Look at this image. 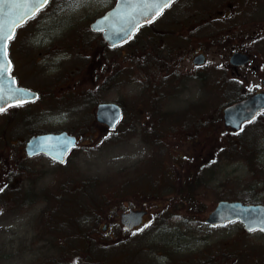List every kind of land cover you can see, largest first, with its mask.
Here are the masks:
<instances>
[{
    "label": "rangeland",
    "instance_id": "obj_1",
    "mask_svg": "<svg viewBox=\"0 0 264 264\" xmlns=\"http://www.w3.org/2000/svg\"><path fill=\"white\" fill-rule=\"evenodd\" d=\"M209 1L203 0L202 3ZM57 7L59 14L55 13ZM72 7L73 0H52L47 9L20 30L15 43L26 44V49H30L32 55L35 54L34 47H41L48 55L44 62L48 66L41 70L36 68L38 73L21 76L24 83L34 85L42 93L41 99L31 107L35 116L32 115L30 121L26 120L30 114L22 109L13 111V116H10L11 113L0 115V176L6 174L10 166L21 163L20 167L23 168L24 164L27 169L23 168L22 171L29 174L26 181L24 177L21 179L25 183L24 189L30 191L28 201H33L28 206L18 203V207L3 205L0 201V264H54L56 259L61 258L57 246L51 245L52 242L59 244L55 237L58 236L57 230L66 229L64 226L67 223L58 219L72 214L70 207L75 204L83 211L87 207V211L89 209L90 212H96L89 204L79 202L76 189L81 182L82 189L88 191V195L105 190L103 194L108 193L107 199H112V203L91 201L93 206L107 205L109 207L103 208L109 211L113 209L110 211L112 219L106 222L110 223L107 230L103 231L105 221L97 230L100 241L113 242L110 235L115 239H130L131 236L122 234L115 219L129 209L149 206L147 209L150 214L145 220L146 224L129 241L131 247L108 252L105 255L107 262L104 263L212 264L214 257L216 259L213 263L220 264H246L245 260L249 257L262 259L264 262L263 233L244 234L239 223L218 228H210L204 224L205 218L219 200H244L264 204V150L262 154L258 152L250 163L247 159L228 162L220 155L227 152L228 147L235 145L234 141L239 144V139L242 138L245 144L242 142L241 145L250 151L263 147L264 113L235 139L225 129H220L222 110L233 100L231 96L237 95V92L248 95L251 90H245L242 85H238L235 90L230 87L226 90L222 88L223 85H217L216 89L213 85L215 82L206 79L215 74L212 70L214 68H223L216 69L219 76L225 75L230 79L233 77L228 58L234 50L235 41L244 38L240 36L241 32L228 33L225 27L219 26L216 33L220 45L216 46V41H212V31H208L212 28L205 26L199 32H193L195 45L191 46L187 41L181 43L182 46H187L184 48L186 56L193 53L194 47L195 51L201 50L200 47L207 48L209 60L208 65L198 72L188 66L187 72L181 75L184 79L177 83L176 90L172 89V92L179 94L171 98L170 107L191 109L194 115L188 119L193 123L208 121L209 125L196 137L188 130H178L187 129L189 121L183 122V126L171 127L167 124L160 132L161 140L167 141V145L151 147L144 140L151 130L142 126L137 131L133 125L134 120L142 117L141 114L138 115L139 109L149 118L153 95L164 91L159 85L153 87L149 84L165 80L170 75L167 67L161 63L150 65L146 61L154 56L166 58L167 54L160 51H125L122 54L117 50L105 53L108 61L105 63L104 53L96 50V42L91 44L95 36L88 42L92 34L86 32L90 21L103 11L102 0H80L76 9L71 10ZM261 7L264 8V0ZM260 16L264 18V9L262 12L258 10L256 18L241 19L243 26L248 22H256L261 26L263 20ZM50 42L55 44L54 49L52 44L49 45ZM176 43L175 40L172 42ZM209 43L214 47L209 49ZM19 50L16 48L15 54L18 53L20 59L25 61L26 70L31 67L34 57L30 56L32 60L23 57ZM178 53H170V60L177 64L181 63ZM93 61L98 63L94 64ZM99 62L104 75L100 73ZM52 64L56 68L58 66V69H51ZM90 65L95 66L96 77H91ZM115 67L122 69V83L110 89L103 100L123 105L126 117L123 126L121 124L118 130L110 132L97 125L96 104L91 95L83 90L88 91L94 86L93 80L100 82ZM244 72L250 73L247 69H240L236 73L244 75ZM72 73L76 74V80L69 75ZM205 75L203 82L195 79ZM248 80L255 90L262 84V76L257 77L256 72ZM60 86H69L72 91H83L80 96L74 95L72 103L66 104L70 110H60L62 99H54L55 107L50 99L52 92ZM148 87L150 91L145 93ZM196 103H201L202 109L192 107ZM68 127L72 134L80 137V142L64 167L57 166V163L46 156L27 157L21 141L26 140L33 131L59 132ZM229 138H232V142L228 141ZM219 150L223 151L217 155ZM201 173L205 175L203 184L206 183V186L201 185L191 191L188 188L191 184L187 185L188 177ZM186 190L188 196L200 194L196 206L187 199ZM44 197L52 198V205L42 216L48 205L43 200ZM1 200H5V197ZM59 200L60 204L64 201L63 204L69 208L60 207ZM168 242L174 243V248L165 246ZM177 245L182 250H176ZM138 250L141 253H136ZM167 253L169 257L166 256Z\"/></svg>",
    "mask_w": 264,
    "mask_h": 264
},
{
    "label": "flooded vegetation",
    "instance_id": "obj_2",
    "mask_svg": "<svg viewBox=\"0 0 264 264\" xmlns=\"http://www.w3.org/2000/svg\"><path fill=\"white\" fill-rule=\"evenodd\" d=\"M127 3L130 0H125ZM203 0H173L169 3V6L163 8V10L152 20L144 23L143 25L139 26L134 33L130 36L128 40H126L123 43L116 44L114 46H110L108 40L104 37V33L106 29L102 31H94L92 29V23L99 17L104 16L105 14L112 11L119 0H102V9L100 15L92 19L89 23V28L87 29V33L92 34L90 37V42L93 37L95 36V40L91 42H96V46L98 48L97 51H102L105 63H107V59L105 58V53L107 52H114V51H121L122 54H124L125 51H131V52H164V55L167 54V57L164 58V56L159 58L158 56H154L152 58H149L146 62H149L150 65L161 63V65L167 67L168 72L170 75L165 79L158 82H155L154 84L151 82L149 86L157 87L159 85L160 88H162L164 91L159 92L153 95L151 105L152 107L149 109V118L144 114L142 110L139 109V114L142 115V117L137 120H134V129L138 131V129L142 128V126L148 127L151 131H148V133L145 135L144 140L149 144L151 147H157V146H165L167 145V141L161 140L160 132L162 131L163 126L170 125L173 127L176 126H183V122L189 121V127L187 129H178L180 131L188 130L189 132H192L194 136L201 133L202 130H204V127H208L204 124V122H196L193 123L191 119H188L189 117H192L194 114L191 109H173L170 107V100L174 95H178L179 93L172 92V89L177 88V83L179 81H182L184 78L181 76L184 72H187L189 69L188 66L190 65L191 68H193L194 72H198L201 69L205 68V66L208 65V49L202 48L201 50L194 51L190 56H186V52L184 50L187 46H182L181 43L184 41H187V43L191 46L195 45L196 43L193 42L194 39L192 38L193 32L197 31L205 26H209L212 29H208V31H212V41H216V46L220 45L217 38L216 29H218L219 26L225 27L228 33H232L233 31H240V36H243L244 38H241L235 41L234 44V50L232 51L230 57L228 58V63L233 72L230 74L233 75V77L230 79L227 76H219L217 75L216 69L223 70V68H214L212 69L214 71V75L212 77L214 78L215 83L218 85H223L224 89H236L238 88V85H242L244 89L249 88L250 94L247 96H250L252 94L258 93V92H264V18L260 16L263 20V22L260 23L261 26L257 25L259 23H251L248 22L245 24V27L242 24L241 19H250L251 17L256 18L255 15L257 14L258 10H261L262 12V1L263 0H210L209 2L202 3ZM52 2V1H51ZM50 4L45 8L47 9ZM44 9V10H45ZM59 7L56 8L55 13L59 14L58 12ZM76 9V6H73L71 10ZM199 9V10H198ZM42 10L40 14L44 11ZM197 10V11H194ZM246 15V16H245ZM39 14L29 20L25 25L30 23L31 21H34ZM245 16V17H244ZM244 23V22H243ZM245 28V29H244ZM260 30V31H257ZM234 33V32H233ZM94 35V36H93ZM247 36V38H245ZM19 37V33H16V36L12 40V43L10 44V57L13 62V67L11 70V73L13 76L16 77L17 82L20 86H24L26 88H29L31 90L37 91L40 94L39 100L42 97V93L37 89V87H34V85H28L22 81L21 76L25 74H31V73H38L37 69H44L47 66H45V61H47L48 55L45 54L43 49H40L41 47L36 46L34 47L36 50L34 51L35 54L32 55V52L30 49H26V44H15L16 40ZM176 41V44H172L173 41ZM248 40V41H246ZM243 41V42H242ZM208 42V41H201V43ZM234 42V41H233ZM87 43V42H86ZM198 43V42H197ZM52 42L49 43L51 45ZM243 44V45H242ZM210 48H213V44L209 43ZM52 49H54L55 44H52ZM19 48L21 55L24 57L26 56L28 59L32 60L30 56L34 57V60H32L31 67L26 68V63L22 59H20V56L18 53L15 54V49ZM179 52L177 54L178 60H180L181 63L177 64L176 61L170 60V53L171 52ZM236 52H242L249 56V62L246 65L243 66H232L230 64V58L232 54ZM203 56V62L199 63L197 58L198 56ZM94 62V61H93ZM198 62V63H197ZM98 63V62H94ZM104 63V64H105ZM100 66L99 70H101V74L104 75V72L102 70L101 63L98 64ZM182 65V66H181ZM58 67V66H57ZM56 66L52 64L51 69L54 70ZM115 70H112V72L109 75H106V77L97 83L96 80H93V87H90L89 90H83L89 95H91L92 99H94V102L96 104V108L98 104L101 102H106L104 99V96L106 93L112 89L114 86H117L122 83L121 79L122 76L120 75L122 72V69L115 67ZM240 69H247V71H250V73L244 72V75H241L239 72ZM255 69V71H254ZM55 71V70H54ZM95 66L89 67V73L91 77H94L96 74ZM256 72V76H262V84L261 86L258 85L257 90L254 88H251V84L249 83V76H252L254 72ZM258 72V73H257ZM70 76H73L76 80V74L72 73L69 74ZM96 77V76H95ZM185 77V76H184ZM206 78L205 76H198L195 79H197L199 82L204 81ZM217 89V86L215 87ZM83 91H72L71 87L66 86H60L59 89H56L53 91V95H50L51 101H53V105L55 107L54 99L60 100L62 99L60 103V110L61 111H67L70 110V108H67V103H72L74 99V95H81ZM150 91L149 87L145 91V93H148ZM144 93V94H145ZM237 94H241V92H237ZM140 95H142L140 93ZM244 96V97H247ZM242 97V98H244ZM39 100L34 102L26 103L19 108H21L25 113H28V118L26 120L30 121L32 114L31 107L35 105ZM167 101V102H166ZM166 102V104H165ZM170 102V103H169ZM169 104V105H168ZM122 108V119L120 120L119 124L114 128L111 129L107 124L98 123L96 120V110H95V120L97 122V125L101 126L103 129H107L110 132H114L118 130L119 127H121V124L123 126V122L126 117V111L124 110L123 105L119 104ZM165 105V106H164ZM228 105V104H227ZM225 105V106H227ZM192 107H195L196 110L202 109L201 103H196ZM13 109H16L13 108ZM11 109V110H13ZM47 110V109H45ZM47 113V112H46ZM63 114V113H62ZM47 116V115H46ZM25 120V121H26ZM222 120H223V113H222ZM257 120V118H256ZM256 120H254L252 123L245 125L244 127L250 126L253 124ZM243 127V128H244ZM220 128L225 129L228 133L234 134L235 130L232 128H227L224 126L223 121L220 125ZM71 128H62L61 131H67L69 132ZM159 131V132H158ZM36 132H32V134L24 141H21V143H24V148L26 141L31 138L33 135H35ZM197 137V136H196ZM72 154V153H71ZM69 154L68 157L71 155ZM35 158V157H34ZM66 159V161H67ZM61 164H57V166H60ZM63 166L65 165L62 164ZM154 165V164H153ZM23 168L27 169L24 164L22 165ZM186 194L188 196L187 190ZM186 196V197H187ZM152 206V205H151ZM149 206L144 205V207L140 209L147 210V214L144 217V223L142 226L138 228H134L132 230H128L125 227H121L122 233H126L128 236L133 234L134 232H137L141 227L144 226L146 218L150 214V210L147 209ZM139 209V208H137ZM131 210V209H129ZM116 222L119 223L118 217L116 218ZM104 231V230H103ZM174 243H166L165 246H171L174 248ZM168 249V247H165ZM168 250L170 252L172 250ZM185 247H183L184 249ZM176 250H182V247L176 246ZM168 256V253L166 255ZM216 257L213 258L211 261L212 264H220L213 263ZM223 262V261H222ZM202 263V262H200ZM246 264H264L263 260L261 259H255L249 257L247 260H245Z\"/></svg>",
    "mask_w": 264,
    "mask_h": 264
},
{
    "label": "water",
    "instance_id": "obj_3",
    "mask_svg": "<svg viewBox=\"0 0 264 264\" xmlns=\"http://www.w3.org/2000/svg\"><path fill=\"white\" fill-rule=\"evenodd\" d=\"M50 0H47V4ZM172 0H167L170 3ZM166 0H119L116 7L92 23L94 31L106 29L104 37L110 46L128 40L133 32L144 23L155 18L161 11L160 5ZM41 0H0V112L12 106L32 102L39 98V93L17 84L11 75L12 61L8 47L14 38L18 27L35 16L39 11L35 5ZM4 33H13L11 39L4 38ZM5 44L7 57L3 56ZM203 56H198L199 63ZM249 57L242 52L231 56L230 62L234 66L248 63ZM197 62V63H198ZM33 97H36L33 99ZM264 109V93L251 95L241 101L232 103L224 109V124L239 131L242 124L252 121ZM97 120L114 128L122 118L121 107L114 102H104L97 106ZM77 146V138L67 132L45 133L34 135L26 143L28 156L46 154L51 159L64 163L67 154ZM145 210H131L120 215V223L128 229L143 223ZM240 221L248 231L257 229L264 231V204L246 203L242 200H220L206 219L211 225H221L226 222ZM107 229L105 225L104 230Z\"/></svg>",
    "mask_w": 264,
    "mask_h": 264
},
{
    "label": "trees",
    "instance_id": "obj_4",
    "mask_svg": "<svg viewBox=\"0 0 264 264\" xmlns=\"http://www.w3.org/2000/svg\"><path fill=\"white\" fill-rule=\"evenodd\" d=\"M206 79H212V81H214L213 77L211 78L208 77ZM213 85L215 87L217 86L216 83H214ZM243 96H244L243 94H237L231 97L233 101H238ZM17 109L19 108L11 110L10 116H13L12 111H16ZM204 124L209 125V122L205 121ZM247 128L249 127H245V129L238 135L242 134ZM238 135L232 137L236 139ZM231 139L232 138H229L228 141L232 142ZM239 140H240L239 144H236L234 141L235 145H233L232 147H228L227 152L225 151L222 152L223 150H219L217 155L220 152H222L220 154L222 158H225L227 159L228 162L233 163L236 161H242L243 159H247V161L249 162L252 161L253 157L257 156L258 152H261L262 154V151L264 150V146L261 148L258 147L255 150L250 151L246 146L241 145L242 142L245 144L244 139L242 138ZM20 166L21 163H19L17 166H10L7 173L4 175L2 174L0 176V201L3 202V205L10 204L14 207H18V203H21L22 205L27 204V206L33 203V201H28V196H30L28 194L30 191L28 189L27 190L24 189V184H25L24 181H26V178L28 177L27 174H29V172L23 173L22 171L23 168H21ZM205 166L206 164L204 163V168ZM213 173L214 171L212 172V174ZM22 177H24V181L23 179H21ZM67 180L68 178L66 179V181ZM204 180H205V175H202V173L197 176L193 175L191 177H188L187 185L191 184L189 185L188 188L192 191L201 185L206 186V183L203 184ZM78 185L76 190H77L79 202L89 204V207L96 212H92V211L90 212L89 209L87 211V207L83 211L82 209H80V207H78L75 204L72 207H70L72 214H70L69 216L65 215L63 219H58L61 222L67 223V225L64 226L66 228L65 230H57L56 232V235L58 236L55 237L57 238L59 244L58 243L55 244L53 242L51 243L52 247H54V245L57 246L56 249L61 257L60 259H56L54 261V264H97V263L104 264V262H107L105 255L108 254V252H115L117 249H125L131 247V245L128 243L133 238H131L130 240L124 238H119V239L112 238L114 241L109 243L100 241L97 230L100 228L99 226H101L103 221H105L106 223L108 222V220L112 219L110 217L112 212L110 213V211L113 209H110V211L104 209L103 206L109 207L107 205H103L99 207L93 206L91 201L97 203L98 202L97 200H99L102 202L107 201L108 203H112V199L109 198L107 199L108 193L103 194L105 190H99L95 192L93 195H91L90 193L88 195V191L82 189L81 187L82 182L79 183ZM107 191L111 192L110 189H107ZM36 196L39 195L36 194ZM199 196L200 194H192L191 196L190 195L187 196L188 197L187 199H189L190 203L193 206H196L198 204L197 198ZM2 197H5V200H1ZM87 197H89V199H87ZM99 197H102V199H100ZM43 200L46 201L48 205L44 210V212L42 213V216H44V214L48 212L49 207L52 205V198L44 197ZM63 202L64 201H62L60 204V200H59L58 202L59 206L62 208L63 207L69 208L68 206L64 205ZM54 219L57 220L56 218ZM42 228L45 231H48L47 227L43 226ZM52 231L53 230H51V232ZM102 238L103 237H101V239ZM162 251L165 252L164 250ZM139 252L141 253V250L136 251V253Z\"/></svg>",
    "mask_w": 264,
    "mask_h": 264
},
{
    "label": "snow or ice",
    "instance_id": "obj_5",
    "mask_svg": "<svg viewBox=\"0 0 264 264\" xmlns=\"http://www.w3.org/2000/svg\"><path fill=\"white\" fill-rule=\"evenodd\" d=\"M80 3V0H73V6H78V4ZM47 4V0H41V3L39 5H35V10L36 11H39L40 8H42L44 5ZM169 6V3L166 2L163 4V5H160L158 11H162L163 8ZM12 35L13 33H4V38L6 39H11L12 38ZM3 56L6 58L7 57V46L5 44V47H4V52H3ZM36 97H33V99H35Z\"/></svg>",
    "mask_w": 264,
    "mask_h": 264
}]
</instances>
